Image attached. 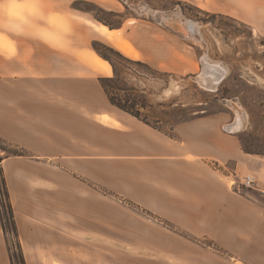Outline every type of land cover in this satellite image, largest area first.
I'll list each match as a JSON object with an SVG mask.
<instances>
[{
	"label": "crops",
	"instance_id": "obj_1",
	"mask_svg": "<svg viewBox=\"0 0 264 264\" xmlns=\"http://www.w3.org/2000/svg\"><path fill=\"white\" fill-rule=\"evenodd\" d=\"M82 1L115 12L122 6L118 0H30L23 22L0 12V139L23 153L2 165L27 264H81L82 255L64 254L67 247L144 246L141 233L115 239V229L125 231L114 218L117 209L183 247L170 245L169 255L159 250L163 264H190V249L209 255L197 241L203 239L231 260L260 264L264 156L244 152L239 133L225 129V113L167 132L113 105L100 82L114 70L96 50L98 42L180 76L201 71L195 48L156 21L127 19L110 28L76 10ZM173 1L194 3L264 37V0ZM247 175L256 179L253 188L232 187ZM41 197L62 200L38 209ZM112 199L138 206L151 219ZM72 207L84 212L67 213ZM0 264H11L1 217Z\"/></svg>",
	"mask_w": 264,
	"mask_h": 264
},
{
	"label": "rangeland",
	"instance_id": "obj_2",
	"mask_svg": "<svg viewBox=\"0 0 264 264\" xmlns=\"http://www.w3.org/2000/svg\"><path fill=\"white\" fill-rule=\"evenodd\" d=\"M118 1L122 4V6L119 5L120 12L105 10L91 1L75 3L74 7L95 20L112 24L114 28L121 26V23L127 19L158 22L163 29L176 35L180 41L195 48L193 51L201 65V71L185 76L160 71L140 64L134 58L98 42L96 46L108 58L107 61L114 70L112 78L115 79L107 84L115 97L123 101L125 105H130V102H127L128 98L136 100L139 105L135 109L140 111L142 118L148 120L153 127H159L167 132L181 122L200 116L225 113L228 117L225 129L239 133L244 152L264 156V37L255 36L247 25L212 14L191 2ZM101 29L109 30L105 25H101ZM113 40H116L117 46H120L117 38ZM98 60L103 63L101 59ZM216 73L224 75L215 85V89H209L213 86L212 80H217ZM201 77L208 82L201 83ZM141 103L144 104L143 107H140ZM1 155L4 156L5 152ZM1 168L5 175L2 163H0ZM243 178H236L232 187L244 192L247 188L242 186ZM16 199L20 200L18 196ZM41 199L45 201L43 205ZM41 199L39 202L36 201L40 204L38 209L46 210H51L62 200L42 197ZM80 200L85 203L87 199ZM112 200L115 205L129 206L132 210L151 219L149 214L136 205ZM31 203H35L34 198L31 199ZM83 212L82 208L75 207L67 211L77 216ZM129 215L125 216L119 209L115 212L114 218L121 223V226L124 225L125 230L122 232L115 229V239L137 238L141 233L145 236L144 246L88 244L77 246L75 249L67 247L64 254L67 257L74 253L76 257H79L78 254L82 255L81 264H161L164 261L161 259L162 256L157 254L159 250L169 255L171 246L177 249L183 248L175 246L173 239L162 234L152 223L145 222L137 225V222L135 223ZM8 222L5 239L9 256L12 253L15 256L13 264H20L21 249L25 257L24 247L19 233L18 237L15 236ZM166 224L171 226L169 223ZM197 241L202 248H207L210 254L190 249V257H188L191 260H188L190 264H249L231 260L226 254L216 251L217 247L210 241L204 239ZM205 245L213 249L210 250ZM55 249L58 250L59 247H51V250ZM260 264H264V260Z\"/></svg>",
	"mask_w": 264,
	"mask_h": 264
},
{
	"label": "trees",
	"instance_id": "obj_3",
	"mask_svg": "<svg viewBox=\"0 0 264 264\" xmlns=\"http://www.w3.org/2000/svg\"><path fill=\"white\" fill-rule=\"evenodd\" d=\"M172 2H174V1H172ZM175 2L180 3V1H175ZM101 22H103V24L109 26L110 28H114L113 25L108 23V22H104V21H101ZM96 50L98 51L99 54H101L105 59L108 60V58L99 49H96ZM139 63L149 67L145 63H142V62H139ZM114 79L113 78L101 79V81H100L105 92H106V94L108 95L111 103L113 105H115L116 107H118L119 109L130 113L131 115L140 119L144 123L152 126L148 120H146L145 118H142L140 111L135 109V107L137 105H139L136 103V100H132V99L128 98L127 102H130V105H125L123 101H121L117 97H115V95L111 91V88L107 84L108 82L113 81ZM141 106L143 107L144 104L141 103L140 107ZM156 128H159V127H156ZM2 152H5L4 156L1 155ZM21 155H23V153L20 150L12 148L11 146L5 144V142L2 141V145L0 146V163H2L4 159H6L10 156H21ZM2 197L4 198V201H3ZM6 209H7V211H6ZM0 217H1L2 226H3V230H4L5 234L7 233V230H8L7 222L9 221L8 223L11 225L12 232L15 234V236L18 237V229H17V223H16V219H15V212H14L13 204L11 201L10 192H9V188L7 185L6 177L3 173L2 168L0 169ZM10 259H11V264H13L14 260H15V256L12 253H10ZM20 264H26L22 249L20 251Z\"/></svg>",
	"mask_w": 264,
	"mask_h": 264
},
{
	"label": "clouds",
	"instance_id": "obj_4",
	"mask_svg": "<svg viewBox=\"0 0 264 264\" xmlns=\"http://www.w3.org/2000/svg\"><path fill=\"white\" fill-rule=\"evenodd\" d=\"M30 9V0H0V12L13 22H23Z\"/></svg>",
	"mask_w": 264,
	"mask_h": 264
},
{
	"label": "bare ground",
	"instance_id": "obj_5",
	"mask_svg": "<svg viewBox=\"0 0 264 264\" xmlns=\"http://www.w3.org/2000/svg\"><path fill=\"white\" fill-rule=\"evenodd\" d=\"M114 37H111V39H113ZM124 51L127 53V54H129V55H131V56H134V54L129 50V49H127V48H125L124 47ZM224 72V71H223ZM217 74V80L216 79H214V80H212V82H213V86H211L209 89H215V85H217L219 82H220V80L222 79V76L224 75L223 73H216ZM200 82L201 83H207L208 81L206 80V79H204L203 77H201L200 78ZM203 86V85H202ZM238 120H239V118H238ZM237 122V121H236ZM240 122V121H239ZM235 127V129H238V127H236V126H234Z\"/></svg>",
	"mask_w": 264,
	"mask_h": 264
},
{
	"label": "built area",
	"instance_id": "obj_6",
	"mask_svg": "<svg viewBox=\"0 0 264 264\" xmlns=\"http://www.w3.org/2000/svg\"><path fill=\"white\" fill-rule=\"evenodd\" d=\"M255 183L256 179L253 175H247L242 179V186L247 189L253 188Z\"/></svg>",
	"mask_w": 264,
	"mask_h": 264
}]
</instances>
